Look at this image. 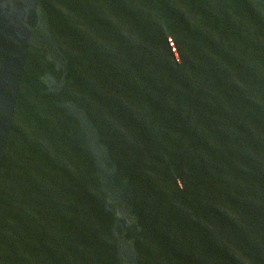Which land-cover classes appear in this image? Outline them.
I'll return each mask as SVG.
<instances>
[{
	"label": "water",
	"instance_id": "water-1",
	"mask_svg": "<svg viewBox=\"0 0 264 264\" xmlns=\"http://www.w3.org/2000/svg\"><path fill=\"white\" fill-rule=\"evenodd\" d=\"M0 264H264V0H0Z\"/></svg>",
	"mask_w": 264,
	"mask_h": 264
}]
</instances>
